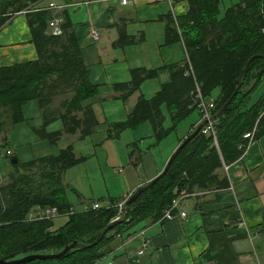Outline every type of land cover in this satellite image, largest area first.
<instances>
[{"label": "trees", "instance_id": "1", "mask_svg": "<svg viewBox=\"0 0 264 264\" xmlns=\"http://www.w3.org/2000/svg\"><path fill=\"white\" fill-rule=\"evenodd\" d=\"M37 1H0L3 12L8 7L11 13L25 11L37 54L34 60L0 65V135L31 120L24 113V105L34 101L41 123L31 128L40 139L50 145H55L63 134L77 133L84 139L100 124L90 101L98 94L100 85L89 78L79 38L68 14L60 16L61 33L53 34L48 22L55 15L49 8L35 7ZM187 1V12L176 17L175 22L167 15L164 33L165 44L182 42L187 59L164 65L170 74L169 81L162 83L150 97L140 95L125 119L109 122L107 137L118 138L121 132L149 122L152 136L160 142L189 116L192 123L181 142L201 122L196 106L197 89L205 99L213 101L212 116L228 102L213 120L215 136L201 128L180 149L166 173L126 206L125 219L117 222L97 243L71 248L60 258L16 264H93L110 251L118 236H128L129 230L139 222L161 219L163 211L182 191L229 187L227 176H220L217 171L244 153L249 143L244 136L246 132L253 131V140L264 135V116H260L264 87L251 100L264 81V0H238L223 13L221 0ZM3 12H0V27L13 15ZM133 42V38L124 35L116 41V46ZM246 64V73L242 75ZM158 69L130 68L128 81L112 84L118 93L116 97L127 99L145 80L157 78ZM215 90L217 94L213 96ZM62 95L66 97L55 106V97ZM163 106L168 111V126H165ZM56 121H60L61 127L47 130ZM8 146L6 138L0 149H10ZM16 156L15 163L9 159L12 170L8 181L0 184V259L4 261L34 253H57L73 241L94 242L120 214L118 204H123L129 196L109 198V205L99 204L96 209L74 210L67 198L64 174L86 160V156H76L72 144L28 160ZM47 207H56L60 215L66 216L65 222L53 228V218L28 219L29 213Z\"/></svg>", "mask_w": 264, "mask_h": 264}, {"label": "crops", "instance_id": "2", "mask_svg": "<svg viewBox=\"0 0 264 264\" xmlns=\"http://www.w3.org/2000/svg\"><path fill=\"white\" fill-rule=\"evenodd\" d=\"M50 3L62 7L49 8ZM33 5L49 8L55 16L68 14L79 38L89 78L100 85L98 94L90 100L100 123L125 119L140 95L150 97L144 87L152 88L153 95L162 83L169 81L170 74L164 65L187 59L182 42L164 43L167 15L175 22L176 17L187 12V0H131L127 5L117 0H38ZM10 10L11 7L4 10V14L13 15L0 27L1 66L37 58L25 11L11 13ZM92 30L96 31V38L91 35ZM124 35H129L134 42L116 46V41ZM134 67L160 69L157 78L148 79L155 80L152 86H146L148 80H145L138 91L121 100L116 97L118 93L112 84L128 81L130 68ZM106 98L121 101V107L116 108V104L104 107L99 100ZM117 114L120 118L114 119ZM29 116L31 120L22 122L29 127L33 120L40 119L37 109ZM186 119L189 120L185 127L180 130L178 125L177 135L155 156L148 148L140 149L133 144L135 149L130 154L125 189L120 198L131 194L164 168L191 126L192 119L189 116ZM143 123L127 130H136ZM5 135H0V144ZM65 135L70 139L78 136L77 133ZM162 141L156 142L154 138L153 144L158 146ZM6 148L12 150L11 146ZM122 172L123 169H118V173ZM217 172L227 176L229 187L194 189L174 211L177 215L185 211V217L147 218L139 222L129 230L131 234L118 236L111 243L110 251L93 264H264V135L249 142L241 157L230 163L227 170L222 168Z\"/></svg>", "mask_w": 264, "mask_h": 264}, {"label": "rangeland", "instance_id": "3", "mask_svg": "<svg viewBox=\"0 0 264 264\" xmlns=\"http://www.w3.org/2000/svg\"><path fill=\"white\" fill-rule=\"evenodd\" d=\"M237 1L238 0H221V13H223L225 8ZM146 82V84H148L146 86H152L155 80H148ZM263 87L264 81L254 91L251 100L257 98ZM150 89L152 88L144 87L145 93L151 96L152 92H150ZM104 90L103 88L102 91ZM216 94L217 90L212 93L213 96ZM62 98L63 96L55 99L54 105H58ZM99 102H101L104 107L108 105L115 106V104L116 108L121 107V101H111L110 98L99 100ZM36 109L37 106L34 101H29L24 105V113L27 117ZM118 110L120 111V109ZM163 111L166 115L165 126H168L170 125V120L165 106H163ZM105 112L108 114L106 110ZM114 117H117L114 119H118L120 118V114ZM188 120L189 119H185L179 124L180 130L185 127V123L188 122ZM37 123L40 124L41 119L33 120L32 123H30V127L27 126L26 123H21L18 124L14 130H9L6 135L9 146H11L14 153L18 154L21 160H28L48 153H55L70 143L73 145L76 156H86V160L67 169L64 174V183L66 184L68 200L77 211L91 206L93 202H98L101 206H107L109 205V197L120 198L122 191L125 189L124 178L129 171L130 154L135 149L133 146L134 143L140 149L148 148L150 153L155 156V153L161 150L166 142L177 135L176 132H173L166 137L160 145L155 146L153 144L154 137L151 135L152 131L150 124L145 122L142 124V127L136 130L123 131L119 138H108V126L106 123L101 122L95 129V132L84 139L78 136L74 139H70V137L63 134L55 145H50L47 141L40 139L36 133L33 132L31 126ZM60 127V121H56L50 124L47 130H55ZM120 168L123 169L122 173H118V169ZM11 170L12 167L9 163V157L2 154L0 156V184H4L8 181V172ZM118 208V210H120V207ZM41 209L42 208H39V211ZM65 220V215L54 217L53 228L59 227Z\"/></svg>", "mask_w": 264, "mask_h": 264}, {"label": "built area", "instance_id": "4", "mask_svg": "<svg viewBox=\"0 0 264 264\" xmlns=\"http://www.w3.org/2000/svg\"><path fill=\"white\" fill-rule=\"evenodd\" d=\"M121 5H127L131 2V0H117ZM62 6L60 5H56L54 3H50L49 4V8H60ZM61 17L59 16H54L49 22H48V28L50 29V31L53 34H60L61 33V29L59 27V24L61 22ZM91 35L96 38L97 37V33L95 30H92ZM196 106L197 109L200 113L201 116V121H206V123L203 125L202 127V131L204 133H208L211 132L214 136H215V130H214V126H213V120L211 119L212 117V108H213V101L212 100H208L205 99L204 96L201 94L200 90L197 89V93H196ZM260 116H264V108L263 110L260 112ZM252 135H253V131L248 132L245 134V137L248 138V141L251 142L252 139ZM3 153H5L6 155H11L12 152L10 149H5L4 151L0 149V155H2ZM228 165L223 164V169L227 170ZM191 195L190 192H185L182 191L177 197H175L172 201L169 207H167L162 214L161 219H174L176 218L178 215L183 218L186 215L185 211H179L178 215L174 212L176 209H179V205L180 202L183 198L187 197ZM121 206L122 203L118 204V207H120L119 212L121 211ZM99 207V203L98 202H93L91 204V207L89 209H96ZM60 213L58 211V209L56 207H47V208H42L40 211L36 210L34 212L29 213L28 215V219L29 220H37V219H48V218H54L56 216H59ZM144 246L146 245V243L143 244ZM142 252V251H140Z\"/></svg>", "mask_w": 264, "mask_h": 264}, {"label": "water", "instance_id": "5", "mask_svg": "<svg viewBox=\"0 0 264 264\" xmlns=\"http://www.w3.org/2000/svg\"><path fill=\"white\" fill-rule=\"evenodd\" d=\"M246 66L244 67L243 71H242V75L246 73ZM237 84L238 86L240 85V77L237 80ZM228 103V102H227ZM226 103V104H227ZM224 104L215 115H213L211 117L212 120H214L224 109L225 105ZM206 123V121H201L200 124L195 128V130L189 134L187 137H185L179 144L178 146L175 148V150L172 152V154L169 156L168 160L165 163L164 168L152 179L148 180L147 182H145L144 184L138 186L137 188H135V190L129 194V196L127 197V199L123 202L122 207H121V211L120 214L112 221H110L107 226L96 236V239L94 242L90 243V244H84V243H78L76 241L71 242L70 244H67L60 252L57 253H50V254H38V253H34V254H28L25 255L21 258H17L14 260H10V261H4L3 259H0V264H16V263H24V262H28L31 261L33 259H51V258H60L63 255H65L71 248H86L89 247L95 243H97L100 238L109 230L111 229L117 222H121L122 220L125 219L126 217V206H128L129 204H131L138 196L139 194L144 191L147 187L151 186L153 183H155L159 178H161L167 171L170 163L172 162L173 158L177 155V153L180 151V149L196 134L199 132V130L203 127V125ZM6 139V138H5ZM10 162L11 163H15L17 162V156L15 153H13L10 156Z\"/></svg>", "mask_w": 264, "mask_h": 264}]
</instances>
